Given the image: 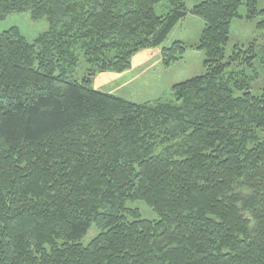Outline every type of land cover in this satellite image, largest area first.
<instances>
[{"label":"trees","instance_id":"trees-1","mask_svg":"<svg viewBox=\"0 0 264 264\" xmlns=\"http://www.w3.org/2000/svg\"><path fill=\"white\" fill-rule=\"evenodd\" d=\"M259 1L0 0V22L50 24L33 43L0 37V264H264V89L232 72L243 53L226 55L243 5L264 31ZM189 14L205 24V73L175 85L174 103L93 88L94 71H130ZM186 50L163 48L164 67ZM79 52L93 70L81 82Z\"/></svg>","mask_w":264,"mask_h":264},{"label":"rangeland","instance_id":"rangeland-1","mask_svg":"<svg viewBox=\"0 0 264 264\" xmlns=\"http://www.w3.org/2000/svg\"><path fill=\"white\" fill-rule=\"evenodd\" d=\"M204 0H184L188 9H192ZM171 10L168 2L158 5L156 11L159 15H165ZM257 10H264V0H260ZM239 14L241 19L232 23L230 42L226 47L227 58L233 56L235 52L243 53L239 62L231 68L235 76L244 74L248 76L250 90L255 95H260L264 89V31L257 28L263 20L261 16L255 20L246 19L248 10L243 5ZM12 28H18L23 36L33 43L42 34L50 29L47 20L34 21L31 14L14 15L5 22H0V37ZM205 24L200 19L191 14L180 22L171 32L165 43L158 48L141 51L132 59V68L125 73L97 72L94 71L92 77L93 88L97 91L110 94L136 104L156 105L158 103H174L176 98L173 87L199 77L205 73V54L196 49L204 31ZM181 42L186 47V54L183 59L165 68L162 60V49L170 48L174 43ZM255 56L252 68L246 64V57ZM90 67L82 52H79V65L74 80L83 81L89 78ZM230 75V72H229ZM228 83L234 80L226 77ZM238 94V93H237ZM264 141V131L259 133ZM130 209L140 210L142 217L146 220H158V215L143 202L128 203ZM245 217L252 220V228L256 223L251 215ZM99 232L94 226L83 240L85 246L98 236Z\"/></svg>","mask_w":264,"mask_h":264}]
</instances>
